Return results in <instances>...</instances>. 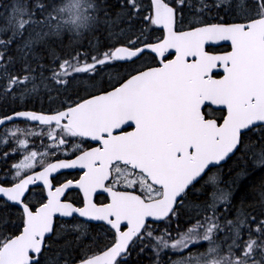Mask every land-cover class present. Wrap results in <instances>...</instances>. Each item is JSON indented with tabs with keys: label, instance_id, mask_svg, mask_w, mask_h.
I'll use <instances>...</instances> for the list:
<instances>
[{
	"label": "snow or ice",
	"instance_id": "obj_1",
	"mask_svg": "<svg viewBox=\"0 0 264 264\" xmlns=\"http://www.w3.org/2000/svg\"><path fill=\"white\" fill-rule=\"evenodd\" d=\"M257 169L264 0H0V264H264Z\"/></svg>",
	"mask_w": 264,
	"mask_h": 264
},
{
	"label": "trees",
	"instance_id": "obj_2",
	"mask_svg": "<svg viewBox=\"0 0 264 264\" xmlns=\"http://www.w3.org/2000/svg\"><path fill=\"white\" fill-rule=\"evenodd\" d=\"M234 168H235V165L230 162L229 164L225 165V167L222 169V176H223V179L225 180V182H230L232 179H234L236 177V171H238V170L232 171L231 175H229V169H234ZM254 175H256V178L258 179L259 175H264V173H260V170L257 169L256 173ZM245 183H248L247 177H244L238 181V185L235 186V191L239 192V190H240L239 185H242ZM224 186H225L224 184H221V187H224ZM249 190L251 191L250 185H249ZM249 202H252V199H250Z\"/></svg>",
	"mask_w": 264,
	"mask_h": 264
},
{
	"label": "flooded vegetation",
	"instance_id": "obj_3",
	"mask_svg": "<svg viewBox=\"0 0 264 264\" xmlns=\"http://www.w3.org/2000/svg\"><path fill=\"white\" fill-rule=\"evenodd\" d=\"M67 171L72 172L73 175L75 174V172L73 170H67ZM221 172H222V170H221Z\"/></svg>",
	"mask_w": 264,
	"mask_h": 264
}]
</instances>
